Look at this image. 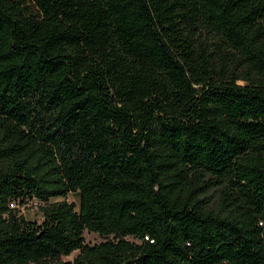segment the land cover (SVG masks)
<instances>
[{
    "label": "trees",
    "instance_id": "1",
    "mask_svg": "<svg viewBox=\"0 0 264 264\" xmlns=\"http://www.w3.org/2000/svg\"><path fill=\"white\" fill-rule=\"evenodd\" d=\"M0 264H264V0H0Z\"/></svg>",
    "mask_w": 264,
    "mask_h": 264
},
{
    "label": "rangeland",
    "instance_id": "2",
    "mask_svg": "<svg viewBox=\"0 0 264 264\" xmlns=\"http://www.w3.org/2000/svg\"><path fill=\"white\" fill-rule=\"evenodd\" d=\"M62 200H66L67 202L73 203L76 206H78L79 204V198L77 194H68L64 199L60 198L52 201H62ZM15 208H17L19 210V213L23 215V217L28 221L40 222L42 220V215L39 211V204L36 201H29L24 206L21 207L17 206ZM83 236L85 242L90 245L98 244L103 240L97 234L89 233L88 231H85ZM76 255L77 253H73L69 257H63L62 260L64 261L72 260Z\"/></svg>",
    "mask_w": 264,
    "mask_h": 264
}]
</instances>
